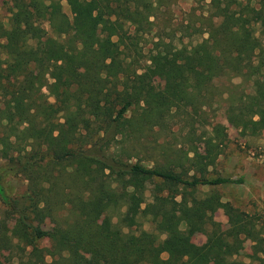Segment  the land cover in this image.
Wrapping results in <instances>:
<instances>
[{
	"label": "trees",
	"instance_id": "16d2710c",
	"mask_svg": "<svg viewBox=\"0 0 264 264\" xmlns=\"http://www.w3.org/2000/svg\"><path fill=\"white\" fill-rule=\"evenodd\" d=\"M15 1L9 28L0 22V156L5 172L28 185L10 196L0 174V197L13 218L10 228L0 220V251L18 247L23 264H92L87 255L102 264H264V234L254 220L215 190L196 196L202 186L246 182L209 176L216 139L205 137L203 151L193 148L188 165L168 156L142 163L152 158L142 156V135L199 115L222 77L255 81L256 92L236 101L232 120L246 131L264 127V0H212L230 22L210 20L197 32L207 36L191 47L159 35L145 66L140 44L157 24L160 0ZM72 17L79 24L73 34ZM130 27L133 35L125 32ZM148 182L155 187L146 204ZM219 208L230 211L227 229L213 217ZM63 211L59 245L39 247L54 230L34 219L59 221ZM141 214L165 238L124 231ZM197 233L210 236L208 249L193 242ZM242 236L253 240L250 263L227 257V238Z\"/></svg>",
	"mask_w": 264,
	"mask_h": 264
},
{
	"label": "rangeland",
	"instance_id": "374dc122",
	"mask_svg": "<svg viewBox=\"0 0 264 264\" xmlns=\"http://www.w3.org/2000/svg\"><path fill=\"white\" fill-rule=\"evenodd\" d=\"M161 10L158 13V21L154 26L153 32L143 37L140 47L143 52L141 56L142 65L149 64L148 56L155 47L158 36L161 35L169 42L172 41L174 46L191 47L200 42L206 34L197 33L208 28L210 20L216 23L230 22V16L224 8L215 9L212 0H160ZM16 7L15 0H0V22L9 28V18L11 11ZM64 10L70 14L69 6L64 3ZM191 25L192 28L186 26ZM79 28V24L72 17L70 33L73 34ZM129 30V31H127ZM126 33L133 35L132 27L127 28ZM0 58H6L3 50L0 49ZM84 70V65L80 67ZM212 100L210 104L204 105L199 110V115L188 117L182 115L176 117V123L168 128H159L157 126L147 130L142 136L146 144V149L142 156H152L142 163L153 165V158H162L168 156L172 160L185 163L188 165L187 154L193 156L191 150L198 146L201 151L204 149V138L213 137L221 146L216 148L212 153L214 163L209 167V176L218 175L238 178H245L244 184H225L215 187H199L196 196L203 197L211 190H215L221 196L223 202H228L235 208L244 212L257 224L258 229L264 234V127L257 132L246 131L237 126L232 120V114L236 101L243 95L256 92L255 81L245 79L241 76L222 77L212 83ZM264 86V82H261ZM49 94L46 88L43 90ZM54 101L53 97H49ZM140 108L139 105L133 108V112ZM129 114H132L130 112ZM216 127L220 131H216ZM215 128V129H214ZM217 152L218 155H217ZM6 160L0 156V174L3 175V185L6 193L10 196L21 195L26 189L28 182L22 175H15L5 172ZM155 184L147 183L145 196L146 204L152 200V192ZM165 195L167 192L165 191ZM171 195V194H170ZM182 196L176 198V210L178 213L183 212L184 202ZM144 203L142 208L146 206ZM171 202L169 206H173ZM122 213L126 212V207L121 209ZM114 212V211H113ZM66 212H61L59 221L45 220L40 223L35 222L47 229H53L54 234L37 243L41 248L54 250L60 243L58 231L63 228L62 220H65ZM106 215V213H105ZM103 215L101 218L105 217ZM118 215L114 216L113 222L118 221ZM213 217L218 221L223 229L230 226V211L226 208H219ZM0 220L7 228L13 224L12 215L7 209V205L0 197ZM185 228V225L182 224ZM142 230L154 231L165 238V234H160L154 228L153 223L142 214L138 216V222L130 228L125 227L124 231L140 233ZM193 242L198 246L200 251L208 249L210 236L204 233H197L193 237ZM230 250L227 257L231 260L243 261L250 263L253 260V240L249 236H242L239 239L227 238ZM30 250V249H28ZM220 247L211 249V258L213 259ZM167 257V254H163ZM92 264H102L101 261H95L90 255H87ZM0 258L3 264H23L25 255L21 249L12 246L9 249L0 251ZM47 261L51 262L52 257L48 256Z\"/></svg>",
	"mask_w": 264,
	"mask_h": 264
}]
</instances>
